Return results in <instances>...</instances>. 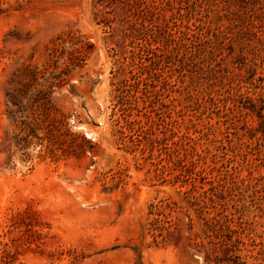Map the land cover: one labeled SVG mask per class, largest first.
<instances>
[{
  "label": "rangeland",
  "instance_id": "obj_1",
  "mask_svg": "<svg viewBox=\"0 0 264 264\" xmlns=\"http://www.w3.org/2000/svg\"><path fill=\"white\" fill-rule=\"evenodd\" d=\"M191 1L0 0V264H264V16Z\"/></svg>",
  "mask_w": 264,
  "mask_h": 264
},
{
  "label": "trees",
  "instance_id": "obj_2",
  "mask_svg": "<svg viewBox=\"0 0 264 264\" xmlns=\"http://www.w3.org/2000/svg\"><path fill=\"white\" fill-rule=\"evenodd\" d=\"M191 0H93V8L96 9V14L98 13H111L114 9L113 7H117L121 12L128 15L137 16L139 19V22L142 23L143 26L144 21H148L149 23L153 24L155 23V20L158 19L160 16L164 18V12L165 11H172L173 7L172 4L176 2H185L189 3ZM204 1V4H208V0H202ZM225 3H228L226 7L231 5L240 6L242 9L239 10H246V8H249V10L253 12H258L259 15L262 17L264 16V0H222ZM192 3V1H191ZM103 7V8H99ZM225 7L226 15H234V17L230 18V20L234 21L236 18L238 19L239 10L238 7H236V10L234 9H227ZM179 10V7L177 11ZM0 11L2 9L0 8ZM173 14H171L172 16ZM224 15V16H226ZM169 17V19H164V25H163V32L166 33L168 41H172L174 43H178L177 41H181L182 38L190 39L189 34L186 30L178 29L177 31L174 30L172 32V27L169 25L168 21H170L173 17ZM136 17V18H137ZM228 17V16H226ZM110 20V18H107ZM102 21V20H99ZM105 24H108L107 21L103 22ZM251 23V20L248 24ZM109 25V24H108ZM156 26V25H155ZM152 36H154V32H152ZM163 32H159L162 33ZM180 34L178 36H174V34ZM63 35H58L56 37L55 43H53L51 47V56L53 58V62L56 63V61L64 55L66 52L68 55L69 62L75 65H79L78 63L83 61L87 55L86 48L90 45L88 43V37L82 34H75L73 31L68 30L65 33H62ZM66 35V37L64 36ZM129 35V34H128ZM164 35V34H163ZM192 37H194V34H191ZM176 38H178L176 40ZM261 43L264 42V40H259ZM170 43V42H169ZM181 45L186 49V51H189V47L187 43H181ZM66 48H69V50H66ZM131 76H133L135 73L132 71L130 72ZM262 133H264V129L261 130ZM202 196L207 197V191L204 190L202 193ZM209 200H212V197H209ZM195 205L198 206V211L200 213L204 212L207 208L206 201L203 199H200L199 196L194 197ZM219 212H216L211 215H200V217L203 219V226L204 231L207 232L208 230L213 231L214 228H216L217 225L220 223L219 219ZM231 244L229 243L228 246ZM232 251V249L229 247V250L227 248V252Z\"/></svg>",
  "mask_w": 264,
  "mask_h": 264
}]
</instances>
